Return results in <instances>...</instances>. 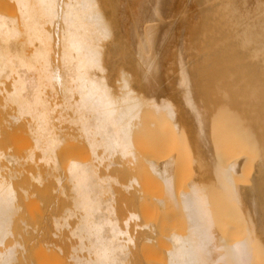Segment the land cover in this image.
Returning <instances> with one entry per match:
<instances>
[{
	"label": "bare ground",
	"instance_id": "6f19581e",
	"mask_svg": "<svg viewBox=\"0 0 264 264\" xmlns=\"http://www.w3.org/2000/svg\"><path fill=\"white\" fill-rule=\"evenodd\" d=\"M10 1L12 13L0 12V264H52L22 250L21 237L43 256L67 253L71 264H130L137 248L130 222L139 216L131 213L122 228L114 185L132 197L141 183L133 176L121 184L110 170L137 161L162 184L156 207L175 208L185 223L184 232L164 236L159 264L264 262V156L259 154L250 182L241 187L235 175L247 155L230 167L218 156L226 149L225 135L243 133L234 130L229 137L230 128L220 129L213 111L230 92L221 100L217 94L218 101L212 92L216 87L222 93L224 84L238 87V96L252 105L249 113L259 115L247 118L249 126L264 135V0ZM165 129L191 142L194 163L207 162L217 191L205 187L203 170L179 187L174 155L153 159L171 138ZM14 130L23 139L22 158L4 151ZM73 147L88 155L65 154ZM150 151V158L143 156ZM25 167L34 170L30 178L23 177ZM34 184L44 186L43 207L23 217L19 194ZM217 195L227 196L224 207L244 223L232 242L217 229L224 208L214 203ZM44 215L53 229L69 235L41 237L37 219ZM138 228L156 230L150 223Z\"/></svg>",
	"mask_w": 264,
	"mask_h": 264
},
{
	"label": "rangeland",
	"instance_id": "374dc122",
	"mask_svg": "<svg viewBox=\"0 0 264 264\" xmlns=\"http://www.w3.org/2000/svg\"><path fill=\"white\" fill-rule=\"evenodd\" d=\"M12 11H13V5H12L10 0H0V12H3L5 14H11ZM221 86L222 85H220V87ZM225 87L226 86L224 84V87L221 88V90L219 88V90L222 93H219V92L217 93L216 87L214 88V91H212L213 93H216V94L213 95L214 97L216 96L215 100L217 99V94H220V96H218L219 97L218 99L221 100L220 97L222 98L223 94L228 93V92H230L228 94L230 96L229 97L230 100H232V101H230L229 98H223L225 100H223V99L221 100V102H222V105H221V102L218 101V99H217L216 101H218L220 104L218 102H216L215 107L217 106V103H218V105L220 107L222 106L223 109L220 108L221 109L220 110L219 106H217L218 108L216 107L217 109H215V107H213L214 104L212 106L213 109L210 108L212 111L215 109L213 111V115H214L213 117H216L215 116V114H216L217 117L215 119H218L219 123H220L219 124L218 122H215V121H218V120H214L213 121L214 128H215V125H217V124H219L221 126V128H220L219 125L216 126V127L220 128V129H222L224 127V125H225L224 129L227 128L226 131H228V128H230L231 132L228 131L229 134H230L229 137L233 136V135H231V133L234 130L235 131L237 130L236 134H239V136L242 135V133H243V135L245 134L244 130H246L249 134H247V137L243 136V135L240 136L242 138V140L244 139L243 142L246 143V141H247V143H248L247 145L246 144L242 145V143L239 142V141H241V139L239 140L240 137H236L237 135L235 134V131H234L233 134L236 135L235 136L236 138L235 137L228 138L227 137L228 135H225L226 139H229L228 141L226 139H224L225 138L224 135H223V137L221 135L222 139H224L223 141H221V144H222L221 146L222 147L225 146L226 149L223 150L224 154L221 152L222 155H219L218 158L220 159V161H223L226 164L228 163V166L229 165L232 166L233 164H231V163H235L236 160H237L236 163L238 162L237 164L239 165V163H241V161L239 162V160H241V158L239 159V157L245 156V154L247 155V157L245 156L246 157L245 161H243V158H242V162L243 163L245 162V163L242 166H239L240 168H238L239 170H238V172H236L238 174L235 175V176H237V180H236L237 183H239L241 185V187H243V185H242L243 183L248 185L245 182H250V179H249V175L250 174L249 173H251V171H252V166H253L252 164L253 163L255 164V162L258 159L259 154L261 156H264V135L262 137H261V134L259 135V129L260 128L258 129V132H257V129H254L255 127L251 128L249 126V125H251L252 121L248 122V119L251 120L252 116H253V118H255L257 115L249 113L250 110H251L250 107H252V105L249 106V105L245 104V102H246L245 98L243 99L242 97L238 96L237 91L238 92L240 91L239 88L236 87V86H233V85L232 86L230 85V87L227 85L226 90H225ZM230 88H234V95H232L233 91L230 90ZM217 90H218V88H217ZM227 90H228V92H226ZM231 92H232V94H231ZM212 94L210 95V97H213ZM232 98H234V99H232ZM226 99H228V100H226ZM241 99H242V101H241ZM235 100L237 101L236 105H235V102H234ZM238 100H240L242 104ZM229 101L232 102V103H230ZM226 102L228 104L230 103L231 105L230 104L228 105ZM225 104H226V106H224ZM239 104H240L241 107L239 106ZM234 107H236V108H234ZM233 109H234V111H233ZM245 109L247 110V112H245ZM216 110H218V111L216 112ZM243 110H244L245 114H249V116L243 114L244 113ZM221 111L225 112L226 114H228L230 116L225 114V116H226L225 117L221 113L222 116H223V119L224 118L226 119V120L225 119L222 120V118H221L222 116L218 117V114H217L219 112V116H220L221 115L220 114ZM214 112H215V114H214ZM239 112H240V114H238ZM254 112H256V111H254ZM241 113L243 115H245V116L241 117L242 116ZM257 117H259V115ZM4 118H5V116H4ZM228 118H229V120H231L230 124L227 123ZM220 119H221V121H220ZM234 119H235V121H234ZM224 121H226L227 125L225 124ZM233 121H234V123H233L234 125L232 124ZM237 123H238V125H237ZM239 123H240L241 127H240ZM213 124H211V125L213 126ZM235 124L237 126H239L238 128H240V130H242V131H240ZM0 125H1V122H0ZM230 125L232 127H229ZM254 130H255V132H254ZM165 131H166V134L171 137V134L173 132L170 134L169 132H167L168 130L165 129ZM19 132L17 130H14V132H12V134L14 135V137H13L14 139H12V140L15 141V139H16V141L13 142L10 139V141L8 142L9 148L4 149V151L8 155L11 154V155H14V156H16L18 158L19 157L22 158L24 155H23V153L20 150V146L23 144V141H21L23 139H22V136L19 135ZM228 132H226V134H228ZM240 132H241V134H240ZM164 133H163V135L166 137L167 135H165ZM224 133H225V131H224ZM224 133L222 132V134H224ZM218 135L219 134L217 133V136ZM259 137H260V139L257 140V138H259ZM158 138H160V137L158 136ZM171 138L169 140L168 137H167L166 138L167 141L164 140L165 143H164V145L161 148L159 147V149H158L159 151L157 150L158 152L155 150L157 152V153L155 152L156 155H154L155 153H153L154 150L153 151L151 150L152 153H153L152 155L157 157L155 159V157L152 156V157H154L153 159L157 160V161L160 160V159L161 160H167L168 158L170 159L171 156L173 157V155H174V159L177 161L176 162L177 166H176V169H175V176H176V181L178 183L177 184L178 186L181 185L182 188H184L183 187L184 184L188 185V182L190 181V179L192 177L195 176V174H197V171L199 172V171L203 170V174H204V177H205V180H204L205 181V187L207 186L208 188H210L209 191H211V189H213V188H214L215 191H217L216 187H215L216 185L213 184L214 181H213V179H211L212 177H210L209 169H208V167H206L207 162H205V167L203 166L205 168V170L203 169L202 166L200 167L197 163H194V159L196 160V155L194 153L195 150H193L194 149L193 145L190 144L191 142H189L188 139H186V138H182L183 140L180 139L181 136H177V139H174L175 137H173L172 139ZM217 138L219 139V137H216V139ZM251 138H253V139H251ZM261 138H262L263 141L261 140ZM181 140H182V142H185V140H186V142L183 144L181 142ZM220 140H221V138H220ZM225 140L227 142H225ZM260 140H261V142H259ZM11 141L13 143H15V144H12ZM217 141H219V140H216V142ZM254 141H256L259 145L257 143H254ZM224 143H226V144L223 146ZM216 144H218V143H216ZM251 144H253V145H251ZM186 146L187 147L189 146V147L186 148ZM256 146H257V148L259 146L260 147L262 146V147H261V149H258L257 151H255L257 149V148H255ZM218 148H220V150L222 149L221 147H218ZM217 149L215 148L214 150L217 151ZM151 151L150 152H143L142 154H143V156H145L144 154L146 153V156H147L148 153L151 154ZM218 151H219V149H218ZM258 151L260 153H258ZM176 152H177V154H179L178 156L176 155ZM218 153L220 154V152H217V154ZM65 154L73 155V156H75L77 158H85L88 155L85 149L78 148V147L69 148V151H67ZM215 154H216V152H215ZM240 154H242V155H240ZM167 156H169V157H167ZM147 157L150 158L151 155L148 154ZM253 159H254V162H253ZM134 165H135L134 167H130L128 164L125 163V164L118 165V166H116V167H114V168H112L110 170V173L112 174V176H114V178H116L121 184H127L129 182V180L133 176H136L139 179L140 183H141L140 184L141 189H139V192H137V193L134 192L132 197H130V193L125 192L123 190V187L121 185H118V186L114 185V189H115L116 195H117L116 196V204H117L116 207H117V211H118L117 212V216H118L117 218L120 220L122 228L126 229V227L124 225L125 224L124 222L129 219V216H130L131 213L135 212L139 216V219L137 221L130 222L129 231L132 234V236H134V238L136 240V247L137 248L134 247L132 249L133 251L131 250V254L132 253L133 254L129 257L128 262L130 264H156V263L159 264L164 258V253H163L164 250L162 249V246L163 247L165 246L163 244L164 243L166 244V242H165L166 239H164L165 241L163 240L164 236H166L169 232L170 233L173 232V230L174 231L175 230L179 231L181 229V232L182 231L184 232L185 229H186L185 226H184L185 223H183L184 219H183V217H181V215L178 216L177 212L175 213V211H176V210H174L175 208L173 209L171 207H168L167 205L162 207V208H157L156 207L157 200L155 199V196L156 195L158 196L160 194H161L160 196L163 195L161 193V190H163V188L161 189L162 184L160 183V181H158L159 182L158 183L156 181V179H152L151 177H149V175L147 173V170H146V166H145V164L142 161H137L136 163H134ZM234 165H236V164H234ZM200 168H202V169H200ZM20 172H21V170L19 168L17 174L19 175ZM32 173H34V170H33L32 167H25V172L23 173V175H24L23 177L30 178ZM206 173H208V174H206ZM208 178L210 180H208ZM25 181H27V180H23V182H25ZM239 184H238V186H240ZM160 185H161V187H160ZM246 185H244V187H246ZM43 191H44V186H40V185L34 184L33 187L29 190L28 194H25V195L24 194H19L20 195L19 196V204L21 206V213H22L21 215L23 217L27 216V215H30V214L34 213L35 211H39L40 209H42V207H43L42 201H43V196H44L43 193H42ZM225 196L226 195H224V197ZM224 197L220 196V198H219L218 195L215 196L214 198H215L216 202L213 201L214 200L213 196L211 198L213 199L212 201L214 203L218 202L217 204H219V203L222 202L221 205L224 207V204L225 203L228 204V202H229L228 199H227V196H226V198H224ZM225 206L227 207V205H225ZM167 207L171 208V209H168ZM237 214L238 213L230 210L229 206L227 208L224 207V208L220 209L219 226H218L217 229H219V232H221V233H223L225 235H228V237L231 236V238H229V239H231L230 242L234 241L237 238V236L239 237L238 233L239 232L241 233L244 230V226H243L244 223H243L241 217L239 215H237ZM37 221H38L37 232H40L41 237L42 236L48 237L49 235L53 236V233H57V234L61 235V237H67L69 235L68 230L60 229V230L57 231V230L53 229L52 228V223H51V217H49V216H45V215L41 216V217H39L37 219ZM42 222H44V224ZM145 223H150L152 228L156 229L154 231V233L159 235V238L153 232L152 233L151 232H146L144 230H141L140 228L137 229L138 226H143ZM221 227H223L222 229H224V231L221 229ZM182 228H183V230H182ZM220 230H222V231H220ZM226 230H228V232ZM149 233H151L150 235L153 234L151 236V238L149 237L150 236ZM142 234H144V237H143ZM234 234L237 235V236H234ZM145 235H146L147 238L145 237ZM232 236H234L236 238H233ZM156 237H157V239H155ZM18 238H20V237H18ZM138 238H140V239H138ZM232 238L234 240H232ZM158 239H160L161 241H159ZM18 240H20L21 244L24 245V247H25V248H22V250L23 249H28L30 251L31 256L34 257L35 259L41 257V258L48 259V262H51L52 264H71L70 257L65 252H63L62 254H59V255L43 256V254H41L36 248H34L35 245H28L27 242H25L26 241L25 238L21 237V239H18ZM156 240H158V241H156ZM163 241H164V243H163ZM20 250H21V248H20ZM20 250H18V251L20 252ZM22 250H21V252H23ZM162 250H163V252H162ZM258 264H264V262L260 261Z\"/></svg>",
	"mask_w": 264,
	"mask_h": 264
}]
</instances>
